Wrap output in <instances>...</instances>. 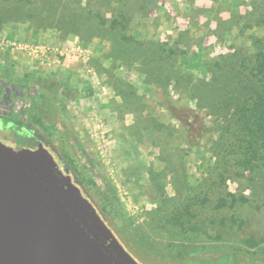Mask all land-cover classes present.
I'll use <instances>...</instances> for the list:
<instances>
[{"label":"rangeland","instance_id":"rangeland-1","mask_svg":"<svg viewBox=\"0 0 264 264\" xmlns=\"http://www.w3.org/2000/svg\"><path fill=\"white\" fill-rule=\"evenodd\" d=\"M262 53L264 0H0V78L77 88L11 106L142 264H264Z\"/></svg>","mask_w":264,"mask_h":264},{"label":"water","instance_id":"water-1","mask_svg":"<svg viewBox=\"0 0 264 264\" xmlns=\"http://www.w3.org/2000/svg\"><path fill=\"white\" fill-rule=\"evenodd\" d=\"M0 264H142L102 227L46 149L0 139Z\"/></svg>","mask_w":264,"mask_h":264},{"label":"trees","instance_id":"trees-1","mask_svg":"<svg viewBox=\"0 0 264 264\" xmlns=\"http://www.w3.org/2000/svg\"><path fill=\"white\" fill-rule=\"evenodd\" d=\"M261 57L260 67L264 73L263 53ZM1 88L15 95L17 91L23 96L31 95L32 92L33 95L45 96V100H48V98L49 100H55L54 98L59 95H75L77 93V88L72 83L66 80L60 81L56 76L44 75L35 71L24 72L20 78L14 80L4 75L0 81ZM251 91L248 103L240 109L242 128L247 132L249 138H251V141L247 142L250 148L252 142H264V80H261L259 85ZM47 95L50 97L47 98ZM20 115L22 116V113L16 110L14 114L15 120H20ZM253 152L252 157H256L257 155L254 156L255 151ZM89 162L92 164V160ZM248 163L249 159H246L243 165L247 166Z\"/></svg>","mask_w":264,"mask_h":264},{"label":"flooded vegetation","instance_id":"flooded-vegetation-1","mask_svg":"<svg viewBox=\"0 0 264 264\" xmlns=\"http://www.w3.org/2000/svg\"><path fill=\"white\" fill-rule=\"evenodd\" d=\"M15 98L23 102L26 99V96L21 95L18 91L17 94L15 95V94H11L10 91L2 90V88L0 89V105H1L0 120L2 122V131L0 132L1 134H3V138L5 139V142L2 140V138L1 141L4 144L10 145L14 148L29 147L35 149L41 147L43 149H46L47 152L53 157L55 172L68 185L74 187L77 190V194L79 195V197H82L84 203L87 206V209L97 217V220L102 225V227L107 231L113 233L102 223L98 215L93 211L90 203L82 193L80 183L74 176L72 170L66 165V161L64 160L63 156L53 148L52 144L45 137V135L38 134L35 131V127H32L30 125V121H26V117L24 116V114H22V116L20 115V120H15L14 114L16 109L14 106H11V103H15ZM8 123L10 125H8ZM9 127L10 129L13 130L12 134L8 133Z\"/></svg>","mask_w":264,"mask_h":264}]
</instances>
